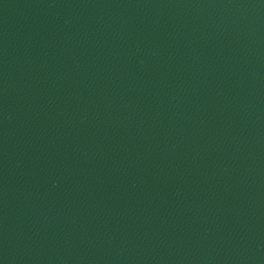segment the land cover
I'll return each mask as SVG.
<instances>
[{"label": "water", "instance_id": "95a60500", "mask_svg": "<svg viewBox=\"0 0 264 264\" xmlns=\"http://www.w3.org/2000/svg\"><path fill=\"white\" fill-rule=\"evenodd\" d=\"M0 264H264V0H0Z\"/></svg>", "mask_w": 264, "mask_h": 264}]
</instances>
